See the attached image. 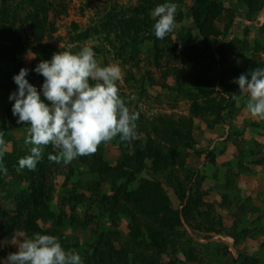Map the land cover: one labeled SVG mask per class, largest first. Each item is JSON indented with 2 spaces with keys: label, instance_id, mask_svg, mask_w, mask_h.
<instances>
[{
  "label": "rangeland",
  "instance_id": "rangeland-1",
  "mask_svg": "<svg viewBox=\"0 0 264 264\" xmlns=\"http://www.w3.org/2000/svg\"><path fill=\"white\" fill-rule=\"evenodd\" d=\"M44 1L48 7L49 29L44 34L43 42L54 45L60 51L72 53L88 46L95 51L102 66L118 64L122 70V78L118 82L119 94L131 111L142 116L143 126L150 128L153 124L158 125V121L167 119L188 132V124H192L188 137L189 146L179 150L183 155H187L185 169L181 171L185 175L182 173L181 177L185 178L190 173L188 186L191 190L188 191V196L198 201L197 208L208 217L207 226H213L215 230H201L199 225L207 227L201 219L194 220L189 213L186 217L183 216L186 202L182 206L176 189L166 184L172 169L167 163H160L154 168L152 160L147 161L149 167L146 172L127 185V192L132 193L142 187V179L146 184L157 181L168 195L170 210L181 212L182 225L177 228L175 235L178 245L175 248L169 246L166 255L161 256V262L264 264V163L254 162L264 159V124L246 110V93L240 95V112L231 121L227 120L228 124L216 123L215 117L204 115L195 109L196 105L203 106L200 96L204 79H198L197 76L194 81L180 85L178 75L181 73H174L182 68L189 73H199L197 68L176 62L175 59L181 50L182 32L189 31L191 39L199 47L204 46L193 15L197 0H173L178 5L176 26L160 41L155 37V19L151 15L156 6H150L147 0ZM235 4L238 15L234 18L230 40L238 39L250 45L261 41L259 28L264 23V10L255 20H250L244 16L245 7ZM223 5V15L214 21L220 29L227 23L226 11L233 8V1L224 0ZM33 8L29 1L0 0V29H4L0 36V45L8 41L23 44L27 51L20 57L21 68L29 69L30 74L34 66L41 61L30 49L35 45ZM139 12L142 28L136 24L128 26L121 22V19L137 15ZM244 26L248 27L247 31ZM82 34L88 37L78 40ZM161 45L166 49L165 52L160 51ZM248 59L249 56L232 57L230 63L245 64ZM18 73L13 70L6 85H0V133L5 141L4 153H11L16 149L24 157L29 154L31 147L25 143L28 125L27 122L17 123V118L12 114L14 101L9 100L10 94L17 90L13 76ZM30 74L27 79L31 78ZM31 84L39 90L43 82L34 80ZM136 124L135 140L143 143L144 136L138 130L140 121L137 120ZM120 143L123 142H120L118 137L114 138L111 142L102 143L94 154L85 157L90 158V161L98 159L99 164L105 163L109 168H114L118 161L122 160ZM50 153L57 154V150L48 145L44 148L41 158L49 167L43 176L50 197L48 203L51 210L65 212L63 233L69 239L78 241L77 252L85 261L86 254L92 253V247L98 242L101 234L114 230L108 214L104 215L103 202L104 195L114 194L113 187L110 182H100L103 175L101 176L99 171H90L79 158L69 165L62 162L57 164L48 159ZM22 170L16 166L17 173ZM12 179L13 176L8 174L7 181ZM79 183L89 186L91 190L77 188V196L73 200V189L75 190ZM149 187L150 185L146 186L147 189ZM22 190L29 192L30 182L23 181L21 190H15L11 186L0 189V211L4 212L0 218V260L17 251L16 241L11 240L16 229L24 230L29 236L34 234L32 231H26V217L23 218L21 228L10 225L9 218L15 216L20 200H24ZM94 193L98 196L93 195ZM187 199L188 197L185 201ZM120 202L125 204L122 200ZM73 205L77 207L79 217L76 228L70 219ZM129 208L134 207L129 205ZM130 223L127 216L121 215V242L130 239ZM39 224L45 230L51 225L50 222L44 221H39ZM103 246L105 248V245ZM116 246L118 247V244Z\"/></svg>",
  "mask_w": 264,
  "mask_h": 264
},
{
  "label": "trees",
  "instance_id": "trees-1",
  "mask_svg": "<svg viewBox=\"0 0 264 264\" xmlns=\"http://www.w3.org/2000/svg\"><path fill=\"white\" fill-rule=\"evenodd\" d=\"M28 1L34 6L32 27L35 45L31 46L30 49L39 59L50 60L52 55L60 52V50L54 45L43 42L44 34L49 29L48 7L44 0H22V2ZM223 1L197 0L198 3L193 9V15L200 30L204 46L199 47L191 39L189 31H187L188 33L186 31L182 32L181 50L175 56V59L176 62L197 68L199 73L197 75L194 72L189 73L187 70L185 71V68L176 70L174 73L182 74L178 75L180 85L188 81H194V78L197 76L198 79L203 78L204 85H202L203 89H201L202 93L200 96L203 99V106L196 105L195 109L199 113L215 117L216 123L222 122L225 124L227 120L231 121L240 112L238 103L232 96L236 95L240 97L242 93L239 92V86L234 84L233 80L257 67L264 68V58L261 57L264 56V23L259 28L261 41L250 45L246 41L238 39L230 40L229 35L232 31L234 18L238 15L235 3L242 4L245 7L244 16L246 18L255 20L264 10V0H232L233 8L226 11L227 23L223 29H220L214 24V21L223 15ZM147 2L150 6H157L165 3L166 0H147ZM211 16L213 17L210 19ZM121 22L128 26L136 24L141 28L143 27L140 21V12L129 18L121 19ZM13 26L12 22L11 27ZM244 27L247 31L248 27ZM3 33L4 29L1 28L0 36ZM87 37L88 35L82 34L78 40H83ZM165 50L161 45L160 51L165 52ZM26 51L25 46L18 42L12 43L8 41V43L0 45V85H6V81L13 70L20 71V57ZM75 52L78 51L75 50ZM244 56H249L245 64L230 63L232 57L244 58ZM216 70L217 72L215 73ZM30 75L31 78L28 79L30 83L34 80L44 82V77L34 71ZM212 94L214 95L213 98L211 97ZM138 120L140 121L138 125L140 128L138 130L144 136L143 143L135 139L132 142L120 143L121 150L123 151L122 160L118 161V164L114 168H109L105 163L99 164L100 161L98 159L90 161L91 159L85 156L79 157L80 161L90 171H99L100 175L106 178L105 180L101 178L100 182H110L114 191L112 196L104 195L103 197L105 206L104 215L108 214L114 230L101 234L98 242L92 247V253L86 254L85 264H163L160 260L161 256L163 254L166 255L169 246L175 248L178 245L177 236L175 235H177V228L182 225L180 219L181 212L170 210L169 198L161 183L156 181L146 184L145 180L142 179L141 184L143 185H141L142 187L137 192H127V185L148 169L147 161L152 160L154 168L160 163H167V166L172 168L166 184L176 189L182 206L186 202V206L182 211L183 216L186 217L187 213H189L194 220L200 221L201 219L206 226V223L209 222L208 217L197 208L198 201L196 202L188 196V191L190 192L191 190L188 186L191 180L188 177L190 173L185 178L181 177L183 173L181 171L186 166L187 155H183V152L179 150L181 147L189 146L188 137L190 136L192 124H188L190 129H188V132H185V129L179 128L177 123L167 119L158 121V125L153 124L150 128L143 126L144 120L142 116H139ZM262 122L264 124V120ZM210 124L212 125L213 121ZM160 126L162 129H160ZM129 144L132 146H129ZM253 155L255 156L256 153L253 152ZM21 157H23V154L16 149L11 153H4L3 162L7 168V173L0 174V189L11 186L15 190H21L23 181L30 182V191L22 190L24 200H20V205L17 208L15 216L9 218L11 221L10 225L14 228H21L23 218L26 217V231L57 236L66 250L75 247L74 250L77 251L79 249L78 241L69 239L63 233V219L66 218L65 212L51 210L48 203L50 197L46 188V182L43 179L45 172L49 168L48 163L41 159L35 170L24 168L22 172L17 173L15 169L16 166H19L18 161ZM254 162L256 164H263L264 159ZM8 174L13 176L10 182L7 181ZM122 180L125 182L120 183ZM80 184L75 190L73 189L74 193L73 197H71L73 200L77 196V188L91 190L89 186L86 187ZM147 185H150L149 189L146 188ZM93 195L98 196L96 193ZM187 197L188 199L185 201ZM121 200L125 204H122ZM80 201L79 203H81ZM129 205H132L134 208L130 209ZM71 210V224L76 228V225L79 224L77 207L73 205ZM3 215L4 212L1 210L0 218ZM121 215L127 216L131 222L129 224L130 239L126 242H121L120 240ZM39 221L50 222L51 225L45 230L41 228ZM199 228L208 231L216 229L213 226L205 228L201 225H199ZM116 244H118V247ZM103 245H105V248Z\"/></svg>",
  "mask_w": 264,
  "mask_h": 264
},
{
  "label": "clouds",
  "instance_id": "clouds-1",
  "mask_svg": "<svg viewBox=\"0 0 264 264\" xmlns=\"http://www.w3.org/2000/svg\"><path fill=\"white\" fill-rule=\"evenodd\" d=\"M178 5L173 0L157 5L151 15L157 39H165L175 29ZM44 77L41 88L26 78L27 68L13 76L17 90L10 94L14 101L12 114L18 124L27 122L25 143L29 154L18 161L20 169L35 170L44 148L51 145L57 154L48 159L69 165L73 160L94 154L103 143L119 138L130 142L136 138L139 113L131 111L119 94L122 70L118 64L102 66L95 51L88 46L78 52L60 51L50 60H41L34 69ZM240 93L247 94L246 110L264 120V68H255L233 80ZM43 97V99H42ZM232 98L239 103L240 97ZM0 133V174H6L3 162L5 141ZM17 251L9 253L0 264H85L81 254L65 249L54 235L16 229L12 239Z\"/></svg>",
  "mask_w": 264,
  "mask_h": 264
}]
</instances>
